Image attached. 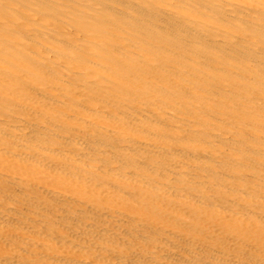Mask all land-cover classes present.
I'll list each match as a JSON object with an SVG mask.
<instances>
[{
  "label": "bare ground",
  "instance_id": "bare-ground-1",
  "mask_svg": "<svg viewBox=\"0 0 264 264\" xmlns=\"http://www.w3.org/2000/svg\"><path fill=\"white\" fill-rule=\"evenodd\" d=\"M0 264H264V0H0Z\"/></svg>",
  "mask_w": 264,
  "mask_h": 264
}]
</instances>
